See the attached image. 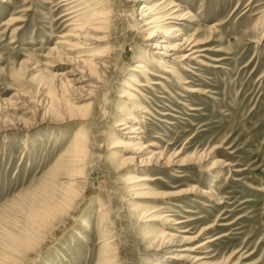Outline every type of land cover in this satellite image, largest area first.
Wrapping results in <instances>:
<instances>
[{"label":"rangeland","instance_id":"rangeland-1","mask_svg":"<svg viewBox=\"0 0 264 264\" xmlns=\"http://www.w3.org/2000/svg\"><path fill=\"white\" fill-rule=\"evenodd\" d=\"M171 1L195 20L176 28L206 49L192 73L164 60L188 91L131 71L162 74L147 47L160 38L131 26L143 1H0V264H191L158 250L164 232L196 264H264V0ZM71 11L92 30L84 49L59 45L76 42ZM95 11L102 23L89 22ZM86 50L106 56L108 73ZM125 118L141 133L123 135ZM79 130L89 145L77 164L67 149ZM151 153L177 163L139 168ZM139 174L148 194L125 187Z\"/></svg>","mask_w":264,"mask_h":264},{"label":"bare ground","instance_id":"bare-ground-1","mask_svg":"<svg viewBox=\"0 0 264 264\" xmlns=\"http://www.w3.org/2000/svg\"><path fill=\"white\" fill-rule=\"evenodd\" d=\"M0 1L3 3L4 2L6 3L8 0H0ZM137 1H143L139 7V14H138L139 16L138 17H140V19L138 21H140V22L136 21L134 16H130L127 13H126V15H128L129 18L131 17V19H133V21H135V23L138 22L137 25L136 24L131 25L133 29L137 30V29H139V27H145V30L151 29L150 32L145 33L146 36H145L144 40L150 42L152 39H155L156 37L160 38V40L157 42H154L152 44L148 43L147 47H150L151 49H153L150 53H152L153 55H155L157 57L155 62L157 63V66L159 67V69H161L162 74L158 75V74H154V73L150 72L147 69V67L144 65V62H136V64L131 69V71H135L139 74H144V75H146V74L155 75V76L161 78L162 80H164L168 83H170V81L168 80L166 74H170L171 76H173V78H175L177 80L179 85L182 86V89L187 90L186 85L188 84V82L185 81L183 78H181V76H179L178 71H175L173 68L169 67L165 63L164 60L170 59V60H173L177 63H182L183 64L182 65L183 71L189 72V73H192L190 68L193 67L190 65L192 63V62H190V60H192L193 62H195L199 65L200 64L206 65L205 62L201 60V57H204V55L202 53L204 51H206V49L202 48L203 42L198 40L194 35L184 37L183 34L181 33V31L176 28L179 25H181L180 22L184 21V22L190 23V22H194L195 20H192V19L190 20V17H191L190 15L188 16L187 14H182V11L180 10L179 6L176 5L171 0H133V2H135V3ZM148 2H152V5H149ZM72 13H73V16H72ZM74 13H77V12L71 11V12L65 13L63 15L67 16L65 21H71L70 25H73L72 31H74V32L69 37L71 38V40H74L76 42L71 43V41H64V42L59 43V45L68 46V47H70V49H72V48L84 49L81 47H83L82 45H84V42H86L88 32H90L92 30H90V28L88 27L89 24H87V23L80 24V25H79V23L74 24V22H76L75 20L78 18V16L74 15ZM101 13L96 12V11L94 12V15L92 13L91 15H93V16L90 17L91 19L89 22L90 23H95L98 21L100 22V19L102 17H100L99 15H101ZM104 15H105V13H104ZM100 23H102V22H100ZM100 23H98V24H100ZM140 25H142V26H140ZM209 29H213V28L210 27ZM176 31H177V33H174ZM93 41L98 42V40H93ZM171 41H173V42H171ZM74 50H69V51H74ZM88 51L89 50H86L84 52H88ZM92 52H94V50ZM92 52L90 50L88 53L91 54ZM99 53L100 52L95 51V53H93L91 55L90 54L87 55V57H89V58H87L88 61L87 60L86 61H87L88 65H89V62L91 61L90 64H92L94 67L98 68L100 70V73H103V74L108 73V70L110 68L106 63L107 62L106 56L101 55ZM103 54H105V51ZM164 57H165V59H164ZM82 61H84V60L79 61V63H82ZM83 64H84V62H83ZM74 76H78V73L74 74ZM84 78H86V77H84ZM85 81L86 80H84V79H80V77H76V79L69 80V82H71L72 84H81L82 82H85ZM131 81L134 82L133 80H131ZM135 83L136 82H134V84ZM149 83L151 85H160V83L157 81L149 82ZM93 84L94 85L92 87H93L94 91L99 89L101 86L100 81H96ZM136 84L138 86L144 87L143 84H138V83H136ZM88 85H90V84H88ZM133 91L138 92L135 88L133 89ZM190 93H198V92H196L194 90H190ZM130 100H131V98H129V101ZM135 104L136 103H134V105ZM134 108L136 109L137 107L136 106L132 107L133 112H134ZM141 113L142 114H149L146 109L141 110ZM124 121H126V122L125 123L121 122L119 124V126H122V130L124 131V133H122L123 135L128 136V135L141 133V131H139L140 129L138 127H136L137 125H139L138 120H136L135 118H125ZM162 121H164V120H162ZM134 123H135V125H134ZM87 135L84 133L83 130H79L78 132L74 133L71 136V139L69 142V147L67 149V152L72 154V158H71L72 161L71 162H74V163L76 162L78 164V162L81 161V163H82L84 161L83 160L84 157L87 156V153H88L87 152V147H88L87 145H89V143L87 142L89 140ZM131 138L136 139L135 137H131ZM136 140H138V139H136ZM112 147H115V146H112ZM130 153H132L134 155L133 159L136 160L137 157H139L141 155L140 153H142V151L132 150ZM68 160H70V159H68ZM163 161L164 160H162V157H157L156 154L151 153V155L149 157H147L145 160L139 161L138 167L141 169L144 167H147V166L148 167L154 166V167H159V168H171L172 167L171 165L173 163H177V162H173L170 160H167L165 162H163ZM134 171L136 173H143V172H141L142 170H140V169L134 170ZM138 171H140V172H138ZM123 181H124V183H126L125 187L128 186L127 187L128 191L138 192L136 194H139V195L149 193L148 192L150 190L149 182L151 180H150V178H148V176L146 174H139L136 176H131V175L126 176L123 179ZM72 184H70V186H72V187L74 186L73 188H75L76 190L82 189L83 186L85 185L83 181L78 182V184L76 182H74ZM211 193L212 192L204 193L203 196L209 197V196H211ZM171 205H175V204H171ZM105 209H106V207L100 208L101 212H103ZM162 209H164V208H162ZM106 214L107 213H104L102 215V217L105 216ZM161 217H159L158 214L153 215V216L149 215L148 221H154L157 219H161ZM185 221H189V220L186 219ZM165 223H166V221H165ZM182 223L183 222H174L173 224L172 223L171 224H172V226H175V225L182 224ZM175 230L178 231V229H175ZM204 231H206V230H204ZM177 233H180V232L178 231ZM161 234H163L162 236L166 237V242L164 241L163 243L159 244L157 246V248L163 254L164 253L165 254H172L169 257L170 259L182 260L184 262L187 261L191 264H194V263L196 264L200 260L199 258L194 259L193 257H191V255H187L184 253L183 254L176 253V251H180L177 248L174 249V247L178 246L181 243L182 237H180V235L173 234V233H166V232L161 233ZM209 243H210V241H209ZM203 246H204V244L202 243V245H199L196 248L201 249L200 247H203ZM186 251L191 252L192 250L189 249Z\"/></svg>","mask_w":264,"mask_h":264}]
</instances>
